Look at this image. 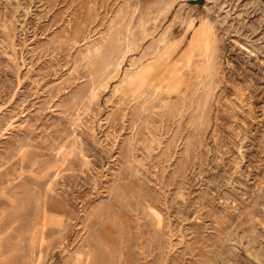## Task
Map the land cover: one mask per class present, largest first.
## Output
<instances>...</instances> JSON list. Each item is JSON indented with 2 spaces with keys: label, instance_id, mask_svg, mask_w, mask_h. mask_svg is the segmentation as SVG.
<instances>
[{
  "label": "rangeland",
  "instance_id": "obj_1",
  "mask_svg": "<svg viewBox=\"0 0 264 264\" xmlns=\"http://www.w3.org/2000/svg\"><path fill=\"white\" fill-rule=\"evenodd\" d=\"M0 264H264V0H0Z\"/></svg>",
  "mask_w": 264,
  "mask_h": 264
}]
</instances>
